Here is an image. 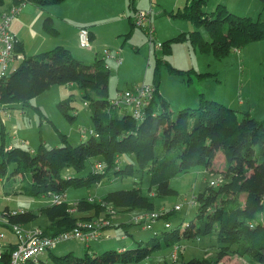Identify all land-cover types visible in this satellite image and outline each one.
<instances>
[{"label": "trees", "instance_id": "16d2710c", "mask_svg": "<svg viewBox=\"0 0 264 264\" xmlns=\"http://www.w3.org/2000/svg\"><path fill=\"white\" fill-rule=\"evenodd\" d=\"M3 1L0 0V4ZM11 1L18 4L28 0ZM29 1L42 6L61 0ZM260 2L264 6V0ZM203 3L204 0H188L177 12L196 26L188 34L193 45L208 47L212 54L220 57L246 42L264 38V20L259 15L255 18L235 15L222 3L207 11ZM131 25L134 26L133 21ZM200 26L205 27L208 39L202 36ZM44 27L52 30L47 22ZM181 36L184 34L177 38ZM162 45L169 46V40H164ZM99 58L95 57L93 62L87 63L74 57L68 48L57 45L21 58L0 79V104H29L33 96L54 83H75L90 107L93 127L91 135L78 144L69 143L66 135L62 134L58 144L46 146L40 143L36 148L27 149L17 144L24 142L13 134L10 138L14 141H5V130L1 125L0 183L7 186V179L18 180L16 183L12 181L4 194L29 197L55 195L65 193L68 185L89 186L106 176L109 169L115 173L129 174L131 164L120 166L119 159L130 154L141 168L147 166L148 193L142 194L139 186H133L107 191L98 200L81 198L74 202L75 205L68 204L65 199L48 203L39 213L54 222L53 228L50 227L53 230L51 234L71 229L76 221L86 218L76 213H89L85 215L96 218L100 213L108 217L111 215L110 209L117 212L154 210L155 194H168L170 190L168 180L179 170L184 171L200 163L208 171V177L192 200L197 206L195 217L180 228V223L175 225L171 219L176 208H168L158 211L156 220H160L161 225L157 229L152 226V232L145 241L136 240L134 245L109 248L99 253L87 245L82 247V253L69 249L65 253L55 254L49 250L45 257L36 256L23 264L137 261L157 247H171L172 250L184 238L197 239L207 234L216 237V256H192L182 260L181 264H219V257L228 252L247 254L264 264V120H257L248 113L202 97L197 107L179 108L172 115L167 101L158 93L157 85H151L152 99L142 109L141 118H134L131 109L129 111L126 106L122 110L113 107V101L118 97L116 94L113 98L108 96L109 71ZM71 98L70 95L59 102L65 114L64 109L73 108ZM217 152L222 154L220 162L215 161ZM96 156L97 161L103 164L104 171L93 172L89 169L84 176L62 175L61 171L67 167L79 172L88 159ZM210 181L217 183L212 185ZM9 209L6 205L0 213L5 215ZM5 217L7 222H0V227L11 222L26 224L37 214L25 209ZM165 222H169L170 226L165 227ZM43 232L47 233L44 228ZM15 245L10 243L4 247L0 264L9 263V250Z\"/></svg>", "mask_w": 264, "mask_h": 264}, {"label": "rangeland", "instance_id": "374dc122", "mask_svg": "<svg viewBox=\"0 0 264 264\" xmlns=\"http://www.w3.org/2000/svg\"><path fill=\"white\" fill-rule=\"evenodd\" d=\"M79 1L71 0L76 5L80 4ZM184 1L126 0L125 7L127 9H130V5L134 7L133 3L135 2V9L150 11L149 19L153 26V41L148 39L143 27L135 24L130 26L128 23L129 28L125 31H118V25L111 27V29H97L98 38L96 42L101 41V44L93 43L92 47H98L96 57H100L103 67L109 71L107 82L109 98H113L118 90H124L136 84L149 83L152 86L157 85L158 93L167 101V106H169L172 115H175L179 108H189L190 106V109H192L197 107L199 99L202 97L214 99L239 112L248 113L257 120H264V38L246 42L241 47H236L223 56L217 57L212 54L210 48H200L190 42L188 38L189 31L195 29L196 26L191 20L177 13L182 9ZM61 2L56 3L60 4ZM6 3L7 0L1 3L0 7L6 5ZM114 3L118 4L117 1ZM217 3L224 4L235 15H246L252 18L261 15V19L264 20V6L259 0H204V9L211 11ZM25 4L27 7L31 5L41 7V5H36L29 0ZM62 6H53L51 11L53 13L60 12ZM104 6L109 9L107 0H95L90 5L92 15L88 21L99 22L112 18L115 12L113 14L110 13L111 11L105 13L102 8ZM158 6L164 9L160 14H155V9ZM151 8L153 11H151ZM46 9L40 8L38 11ZM82 9L83 4L80 5L81 12ZM43 16L44 13L40 20L42 29L43 24L48 22V19H43ZM204 28V26H200L199 30L202 36L208 39L209 36ZM44 30L52 36L56 33L50 29ZM181 33L184 36L177 38ZM166 39L169 40V46L162 45V42ZM90 42L89 46L83 47L80 45V48L86 53L92 48V41L90 40ZM89 52L92 53V50ZM86 58L90 60H82L87 63L93 60L89 57ZM14 62L16 65L19 63L18 61ZM70 95L73 108L64 109L67 113L65 114L59 106V102ZM81 96V89L75 83H54L40 94L33 96L29 104L21 102L0 104V128L2 125L5 130L3 138H5V141L12 142L14 140L10 137L13 134L24 142H17V144L27 149L36 148L40 143L46 146L58 144L61 141L62 134L66 135L71 144L85 141L91 135L90 130L93 127L90 107ZM113 107L122 110L124 106L116 103L113 104ZM126 109L130 111L131 108L127 106ZM220 153L217 152L215 156L216 162L222 161V154ZM133 157V155L128 154L121 156L119 159L120 166L127 163L131 164L132 169L129 174L115 173L113 169H109L106 171V176H102L101 180L89 186L68 185L65 190V200L70 205L81 198L92 197V200H98L107 191L133 186H139L142 194L148 193L149 175L145 170L147 166L141 168ZM96 158L97 156L88 159L89 161L86 162L85 167L79 172L72 167H67L61 173L63 176H84L89 169H92L97 161ZM203 167L202 164L197 163L187 170H179L168 180L170 187L168 194H155L153 198L154 210L151 211H166L178 204L179 208L176 209L171 218L173 224L179 225L180 223L181 228L188 220L193 219L197 206L192 200L197 194L196 192L203 188L205 179L208 177V171ZM7 181V186L0 183V210L6 205L10 208L23 207L30 210L37 214V217L32 219L31 222L23 224V228L38 224L42 230L44 228L47 234H51L54 222H50L45 215L39 213L43 206L52 203L51 195L29 197L26 195L4 194V190L12 181L14 183L18 182L17 178H9ZM118 213L113 209L111 215H107V218L112 220L114 215ZM85 214L76 213L81 218L86 217L81 220L94 219V216H86ZM103 214L100 213L97 216H104ZM132 216L129 214V216L123 217L128 222L126 225L128 232L125 235L127 243L131 242L130 238L132 237L145 241L151 234L152 229L142 230L138 224L130 221ZM112 222H117V219H113ZM108 229L111 231L109 230V232ZM108 229L107 233L106 229L103 230L102 237L99 240H91L90 244L88 243L90 245L89 249H95L99 253L105 249L117 248L116 241L121 234L125 233L124 228L121 225L114 224ZM4 232V237L0 238L1 244H5L7 236H13L8 230H4ZM130 233L132 236H130ZM180 243L175 252L176 259L171 257L174 247L172 250L171 247H157L140 260L129 262L118 260L109 264H165V261L168 264H181L182 260L192 256L209 258L216 256L217 240L214 234L200 236L197 239L184 238ZM7 244L6 242L5 245ZM134 244L135 242H131L130 245ZM82 247H84L83 242L81 243L76 238H69L58 241L50 250L55 254L65 253L69 249L82 253ZM180 249L181 252H178ZM47 253L48 251H44L40 256L45 257ZM173 259L175 261H172ZM219 264L262 263L247 254L228 252L219 257Z\"/></svg>", "mask_w": 264, "mask_h": 264}, {"label": "built area", "instance_id": "2783aa9c", "mask_svg": "<svg viewBox=\"0 0 264 264\" xmlns=\"http://www.w3.org/2000/svg\"><path fill=\"white\" fill-rule=\"evenodd\" d=\"M25 3V1L18 4H12L9 10L4 11L0 16V79L4 77L9 69L11 68V61L20 56L15 52L16 39L14 34L9 30V23L11 18L19 11L20 7ZM149 10L145 11L143 9H135L133 14V22L139 27H143L144 32L148 36L150 41H153V26L150 21ZM88 28L80 27L78 29V42L81 46L90 45V34ZM160 43V42H159ZM156 43L157 45H160ZM153 87L148 83L136 84L130 88H125L124 90H119L115 96L118 98L113 101V104H122L123 106H128L131 108V113L134 118L140 119L142 109L147 106L152 99ZM93 172L104 171V166L100 161L92 166ZM210 183L216 184L217 182L210 181ZM65 193H55L51 195V202H60L65 199ZM90 201L92 197L88 198ZM75 205V203H73ZM174 208L178 209L177 204ZM74 208L72 207L71 210ZM25 208L9 209L8 212L0 213V222L6 223L7 218L5 216H10L14 214L21 213ZM112 212V209L109 210ZM159 216V212L156 211H140L134 214L130 221L135 224L140 225L143 228L151 229L154 222ZM111 220L105 216L96 217L92 220H78L75 225L68 230L60 231L56 234H47L39 226H33L30 228H23V225L17 222H11L9 225L0 227V238L5 235L4 230H8L13 236V243L16 244L14 248L10 251V260L7 264H23L30 258H35L40 256L44 251H49L55 246V244L63 239L76 238L83 242L84 244L89 243L91 240H96L102 237L103 230L111 225ZM165 227H169L170 223L165 222ZM107 237H109L107 235ZM7 245H10L7 244ZM6 247L5 244L0 243V258L3 256V250ZM178 245H174L172 256L177 258L175 252L177 251ZM173 259V260H175Z\"/></svg>", "mask_w": 264, "mask_h": 264}, {"label": "crops", "instance_id": "0c3cea01", "mask_svg": "<svg viewBox=\"0 0 264 264\" xmlns=\"http://www.w3.org/2000/svg\"><path fill=\"white\" fill-rule=\"evenodd\" d=\"M61 1L62 2L60 4L50 3V4L43 5L41 7L32 6V5L30 7H27L26 6L27 3L26 4L24 3L20 7L19 11H17V13L11 18L10 23H9V30L14 34V37L16 39L14 50L20 56V58H16L13 61H11V67L16 66V63L14 61H19L21 58L25 57L26 55L38 54V53H41L57 45H62L68 48L70 52L72 53V55L78 59L90 60L86 58V57H89L93 59L92 60L93 62L94 58L98 55L97 54L98 47H92L93 43L98 44V45L101 44V41H99V43L96 42L98 38L97 37L98 30L102 28L111 29V27H114L116 25H118L117 27L118 31L127 30L129 28L128 23L131 26V22L133 21L132 12L136 8L135 2L133 3L135 8L131 7L130 5L129 6L130 9H127L125 7L126 0H107L109 9H107L104 6L102 7L103 11L105 13H108L109 11H111L110 13L113 14L115 12V14L110 19H105L104 21H99V22H96V21L93 22V21H88V19L92 15V13L90 12V5L93 2H95V0H80L79 1L80 4H77V5L71 2V0H61ZM101 1H105V0H101ZM115 1L118 2L117 5L114 3ZM187 2L188 0H185L184 4L182 5H185V3ZM82 4H83V9L81 12L80 5ZM56 5H63V6H62V9H60L61 10L60 12L57 11L56 13H53L51 11V7L56 6ZM11 6H12V1L7 0L6 5L0 7V16L4 11L9 10ZM40 8H47V9L44 11H38ZM156 9H155V14H160L164 8L162 7L160 8L158 6ZM151 11H153L152 8H151ZM43 13H44L43 19L45 20L48 19L47 23H49L52 29L51 31L56 32L53 36L45 32L44 24H43V29H42V25L40 26V20L42 18ZM80 27L88 28L90 32L89 34H90V40L92 41V45H91L92 48L89 51L92 50V53L89 51H87L86 53L82 48H80L81 46L78 42V29ZM16 208H10V209H16ZM18 208H23V207H18ZM137 212L139 211H136V210H130L126 212L120 211L118 214L114 215L113 219L115 218L117 219V222H114V223L112 222L113 219L111 220L110 218L111 225L105 228L106 233H107V229L110 228L114 224L121 225L125 231V233L121 234L119 239L116 241L117 248L123 247L125 245H130L131 242L134 243L136 240H140L137 237H132L130 238L131 242L127 243V240H126L127 237L125 235L128 232L126 229V225L128 224V222H126V220L123 219L124 216H127V215L129 216V214L134 215ZM159 222L160 220H156V222H154L153 224L154 228L156 227L157 229V227L161 225V223ZM33 226H40V225L33 224V225L27 226V228H30ZM140 228L142 230L146 229L141 226ZM109 230L110 229H108V231ZM130 236H132L131 233H130ZM6 239H5V244L6 242L9 244V243H13L14 241L13 236L12 237L7 236ZM89 244L83 243L85 247L87 246L90 247ZM169 256H170V252H169ZM172 261H175V260H172ZM165 264H168V263H166L165 261Z\"/></svg>", "mask_w": 264, "mask_h": 264}]
</instances>
